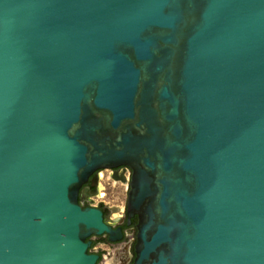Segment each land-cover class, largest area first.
<instances>
[{
    "label": "water",
    "instance_id": "95a60500",
    "mask_svg": "<svg viewBox=\"0 0 264 264\" xmlns=\"http://www.w3.org/2000/svg\"><path fill=\"white\" fill-rule=\"evenodd\" d=\"M121 167L134 264H264V0H0V264H95Z\"/></svg>",
    "mask_w": 264,
    "mask_h": 264
},
{
    "label": "flooded vegetation",
    "instance_id": "af4514ba",
    "mask_svg": "<svg viewBox=\"0 0 264 264\" xmlns=\"http://www.w3.org/2000/svg\"><path fill=\"white\" fill-rule=\"evenodd\" d=\"M117 171V176L122 177L124 183L113 179L114 172ZM130 178H126V174ZM132 171L127 167H121L117 170H99L95 172L83 184L78 201L81 207L96 208L102 213L104 223L112 229V231L120 230L121 238L117 241H110L106 235L91 236L86 242L89 243L88 254L97 257L95 264H134L136 253L135 246L137 243V225L138 217L134 215L129 217L124 208L110 206L106 202V189L102 183L109 182L121 183L128 189L131 181ZM117 215V216H115Z\"/></svg>",
    "mask_w": 264,
    "mask_h": 264
}]
</instances>
